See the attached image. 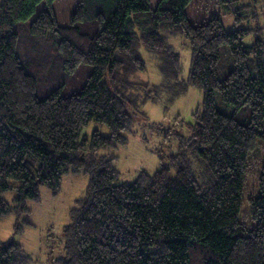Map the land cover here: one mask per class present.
I'll return each instance as SVG.
<instances>
[{"label":"trees","instance_id":"16d2710c","mask_svg":"<svg viewBox=\"0 0 264 264\" xmlns=\"http://www.w3.org/2000/svg\"><path fill=\"white\" fill-rule=\"evenodd\" d=\"M56 1L1 0L0 196L15 197L14 205L0 197V219L29 211L44 187L58 195L64 176L85 174L55 264H264V161L249 236L240 219L250 159L264 149V38L256 34L264 29L244 27L259 0H216L235 17L231 31L220 16L192 24L186 9L195 0H84L69 26L58 22ZM21 37L30 48L22 56ZM174 37L192 47L187 80ZM142 50L158 58L165 83L204 99L168 163L124 182L116 158L99 152L128 142L129 92L142 86L131 78L147 68ZM216 94L232 115L218 110ZM91 124L109 135H88ZM0 264L33 258L14 238L0 240Z\"/></svg>","mask_w":264,"mask_h":264},{"label":"rangeland","instance_id":"374dc122","mask_svg":"<svg viewBox=\"0 0 264 264\" xmlns=\"http://www.w3.org/2000/svg\"><path fill=\"white\" fill-rule=\"evenodd\" d=\"M83 1L57 0L54 3V12L60 25L71 24L73 14ZM246 2L253 4L252 0ZM253 5V8H249V19L244 27L264 29V0H259ZM44 9L45 5L41 4L29 23L33 22ZM186 12L194 25L220 16L227 31L235 29L234 15L219 7L216 0H195L188 6ZM256 34L264 38V30ZM23 40L21 37L18 49L21 56L30 50ZM253 42L254 36L245 40L246 45H252ZM170 43L182 58L183 72L179 79L187 80L192 59L190 41L184 37H174ZM142 56L147 65L146 71L131 78L142 86L129 92L132 105L128 110L133 115L134 124L131 132L125 134L128 142L126 145H118L99 152L100 156L116 158L115 168L122 175L124 182H134L141 172L153 175L163 163H168L169 157L178 152L181 137L189 136V124L194 121L193 114L202 106L204 99L202 91L192 87L184 88L176 80L165 83L158 69V58L145 50H142ZM220 70L224 73L228 71L226 66H222ZM156 85L160 87L155 91ZM70 92L72 91L69 90L65 95ZM216 104L219 111L232 115L233 107L223 103L219 94H216ZM96 130L103 135H109L107 127L97 124H91L85 133L91 135ZM262 144L264 146V143ZM260 147L261 145L250 159L244 190L240 219L245 228L243 233L245 236L251 234L255 225L249 200L259 195L258 178L261 174V162L264 161V149ZM171 175L175 176V170H172ZM88 184V175L68 174L63 177L58 195H54L48 188H42L40 201L28 202L29 211L14 213L0 219V240L8 241L14 238L22 243L26 252L33 258V264H55L57 259L65 255L64 228L70 223V212L76 206V201L85 196ZM0 197L14 205V192L4 193ZM17 224L19 233L15 230Z\"/></svg>","mask_w":264,"mask_h":264},{"label":"bare ground","instance_id":"6f19581e","mask_svg":"<svg viewBox=\"0 0 264 264\" xmlns=\"http://www.w3.org/2000/svg\"><path fill=\"white\" fill-rule=\"evenodd\" d=\"M257 163V162H256ZM261 164H262V162H261ZM255 166V165H254ZM254 170V169H253Z\"/></svg>","mask_w":264,"mask_h":264},{"label":"crops","instance_id":"0c3cea01","mask_svg":"<svg viewBox=\"0 0 264 264\" xmlns=\"http://www.w3.org/2000/svg\"><path fill=\"white\" fill-rule=\"evenodd\" d=\"M1 3V2H0Z\"/></svg>","mask_w":264,"mask_h":264}]
</instances>
